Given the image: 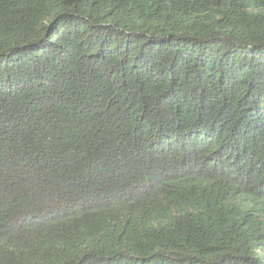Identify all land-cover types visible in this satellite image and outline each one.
<instances>
[{
	"label": "trees",
	"instance_id": "trees-1",
	"mask_svg": "<svg viewBox=\"0 0 264 264\" xmlns=\"http://www.w3.org/2000/svg\"><path fill=\"white\" fill-rule=\"evenodd\" d=\"M0 264H264V0H0Z\"/></svg>",
	"mask_w": 264,
	"mask_h": 264
}]
</instances>
